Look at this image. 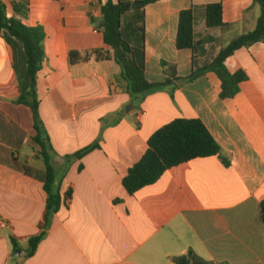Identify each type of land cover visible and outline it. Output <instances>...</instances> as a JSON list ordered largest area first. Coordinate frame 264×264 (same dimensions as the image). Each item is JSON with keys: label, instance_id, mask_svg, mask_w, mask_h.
Returning <instances> with one entry per match:
<instances>
[{"label": "crops", "instance_id": "obj_1", "mask_svg": "<svg viewBox=\"0 0 264 264\" xmlns=\"http://www.w3.org/2000/svg\"><path fill=\"white\" fill-rule=\"evenodd\" d=\"M8 16L29 2L23 21L44 26L45 59L38 77L40 119L55 150L53 165L65 204L48 209L44 183L26 167L45 169L31 106L19 102L13 48L0 35V264H176L195 251L215 264H264V42L226 61L249 79L233 98L221 97L214 72L187 81L194 53L179 49L181 12L222 3L223 19L236 26L209 29L197 10L196 33L213 36L199 65L224 40L255 29V0H159L146 14V77L163 82V62L182 80L134 96L112 48L91 22L106 0H3ZM103 51L88 58V52ZM177 118H198L221 145L223 157L196 158L167 170L154 184L129 194L123 179L149 148L148 140ZM98 143L83 158L66 159ZM71 191V197L67 192ZM46 231L36 253L29 239ZM14 237L22 251L16 256Z\"/></svg>", "mask_w": 264, "mask_h": 264}, {"label": "trees", "instance_id": "obj_2", "mask_svg": "<svg viewBox=\"0 0 264 264\" xmlns=\"http://www.w3.org/2000/svg\"><path fill=\"white\" fill-rule=\"evenodd\" d=\"M159 0H106L100 18L91 17L92 24L104 34L105 42L112 48L116 62L122 68V77L128 82V91L134 96L156 90L160 86H171L175 80H182L177 75L176 67L168 62H163L167 78L163 82H151L146 77V14L148 4ZM260 6L261 14L257 19L255 29L236 34L230 40H224L218 54L211 61L199 65L197 57L205 55V45L216 41L213 36L198 37L195 26L197 23V10L203 9L206 25L209 29L220 28L226 31L235 27L227 24L223 19L222 3H212L202 7L193 6L181 12L177 47L191 49L194 53V70L186 79L195 80L207 72H214L222 81L221 97L223 99L235 97L241 90L243 82L249 79L248 74L240 69L231 72L226 66L230 56L239 50L249 47L257 42H264V0H255ZM15 13L8 16L7 5L0 0V35H2L14 52V68L19 82V102L25 103L33 109L38 134L34 137L40 146V156L44 161L45 169L38 170L26 167V173L35 176L44 183L48 193V209L58 212L65 204L60 187L57 184V172L53 165L55 150L50 138L42 127L40 119V100L38 96V77L42 70L45 50L44 41L47 37L44 26H29L24 21L29 13V2L16 3ZM96 54L103 57V51L93 50L88 52V58ZM149 148L143 157L130 169L123 179L124 187L129 194L134 195L142 188L156 183L162 175L172 167L186 163L196 158L210 156L223 157L221 145L213 137L207 126L198 118H177L162 126L151 135L148 140ZM98 143L85 147L74 155L65 158H83L96 148ZM228 165L230 162L224 158ZM72 192H67L71 197ZM262 219L264 221V201L261 204ZM46 236V231L32 236L28 242L27 257L33 256L40 242ZM16 249L20 248L19 242L12 237ZM176 264H215L195 251L175 258Z\"/></svg>", "mask_w": 264, "mask_h": 264}, {"label": "built area", "instance_id": "obj_3", "mask_svg": "<svg viewBox=\"0 0 264 264\" xmlns=\"http://www.w3.org/2000/svg\"><path fill=\"white\" fill-rule=\"evenodd\" d=\"M6 226V222L3 219H0V231Z\"/></svg>", "mask_w": 264, "mask_h": 264}, {"label": "water", "instance_id": "obj_4", "mask_svg": "<svg viewBox=\"0 0 264 264\" xmlns=\"http://www.w3.org/2000/svg\"><path fill=\"white\" fill-rule=\"evenodd\" d=\"M21 253H22V251H21L20 249H17V250H16V256H20Z\"/></svg>", "mask_w": 264, "mask_h": 264}]
</instances>
